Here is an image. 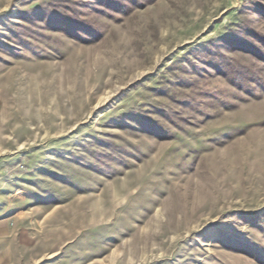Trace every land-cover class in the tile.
I'll return each instance as SVG.
<instances>
[{
    "label": "rangeland",
    "instance_id": "obj_1",
    "mask_svg": "<svg viewBox=\"0 0 264 264\" xmlns=\"http://www.w3.org/2000/svg\"><path fill=\"white\" fill-rule=\"evenodd\" d=\"M0 264H264V0H0Z\"/></svg>",
    "mask_w": 264,
    "mask_h": 264
}]
</instances>
